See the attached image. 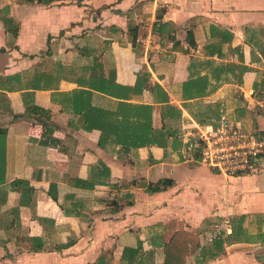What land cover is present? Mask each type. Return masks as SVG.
Listing matches in <instances>:
<instances>
[{
	"label": "crops",
	"instance_id": "0c3cea01",
	"mask_svg": "<svg viewBox=\"0 0 264 264\" xmlns=\"http://www.w3.org/2000/svg\"><path fill=\"white\" fill-rule=\"evenodd\" d=\"M262 91L264 0H0V264H264V157L182 138Z\"/></svg>",
	"mask_w": 264,
	"mask_h": 264
},
{
	"label": "built area",
	"instance_id": "2783aa9c",
	"mask_svg": "<svg viewBox=\"0 0 264 264\" xmlns=\"http://www.w3.org/2000/svg\"><path fill=\"white\" fill-rule=\"evenodd\" d=\"M258 114L263 117L262 126H246L243 122L221 114L210 123L198 126L194 133L185 132L182 138L189 150H196L201 161L209 168L225 175L259 173L260 160L264 157V91L254 99ZM229 220L224 218L208 234L206 240L213 241L227 228Z\"/></svg>",
	"mask_w": 264,
	"mask_h": 264
},
{
	"label": "trees",
	"instance_id": "16d2710c",
	"mask_svg": "<svg viewBox=\"0 0 264 264\" xmlns=\"http://www.w3.org/2000/svg\"><path fill=\"white\" fill-rule=\"evenodd\" d=\"M260 93H258V94H260ZM171 183H172L171 180L164 178L155 184H150L147 187V191H149V192L160 191V190H163L164 188H166L167 186H169Z\"/></svg>",
	"mask_w": 264,
	"mask_h": 264
},
{
	"label": "rangeland",
	"instance_id": "374dc122",
	"mask_svg": "<svg viewBox=\"0 0 264 264\" xmlns=\"http://www.w3.org/2000/svg\"><path fill=\"white\" fill-rule=\"evenodd\" d=\"M254 106L256 107L255 104H254ZM253 114H254V113H253ZM253 114H252V112L249 111L248 114H247V115H248L247 117H250V116L253 115Z\"/></svg>",
	"mask_w": 264,
	"mask_h": 264
}]
</instances>
